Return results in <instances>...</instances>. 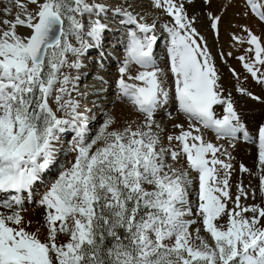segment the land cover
Masks as SVG:
<instances>
[{
	"label": "snow or ice",
	"instance_id": "1",
	"mask_svg": "<svg viewBox=\"0 0 264 264\" xmlns=\"http://www.w3.org/2000/svg\"><path fill=\"white\" fill-rule=\"evenodd\" d=\"M201 2L16 0L0 21V264H264V114L250 131L233 96L264 105V0ZM229 7L242 72L204 35L219 48ZM240 141L255 170L234 178Z\"/></svg>",
	"mask_w": 264,
	"mask_h": 264
},
{
	"label": "bare ground",
	"instance_id": "2",
	"mask_svg": "<svg viewBox=\"0 0 264 264\" xmlns=\"http://www.w3.org/2000/svg\"><path fill=\"white\" fill-rule=\"evenodd\" d=\"M10 1H12V0H10ZM143 2L145 4V0H143ZM224 2H225V0H213V8H212V10L213 11H219L220 7L224 4ZM15 3H16V0H13V5H15ZM20 3H27V0H20ZM234 3L237 4V5L242 4L243 0H234ZM27 6H28L29 10H31L32 7H33L30 4H28ZM195 7H196L197 10H199L202 7L201 0H196ZM15 8H13V9L15 10L14 12L16 14L18 9H17V7H15ZM241 10L242 9H240L239 7H229L227 9L226 15H225V17H224V19H223V21L221 23V31H220V37H219V48H217L215 45H213V41L215 40V37L210 35L208 32H204V35L209 40V44L212 45L213 55H216L219 50H223L225 52H227V51H232L233 52V57L229 58L228 63L232 67H234L237 70V72H242L243 69L239 65V62L237 60H235V58H234L235 55H237L238 53L231 46L230 33L235 31V30L231 29L229 27V20H233L234 14L237 11H241ZM189 12L191 14V12H192L191 8L189 9ZM2 15L0 14L1 20L4 19L2 17ZM233 22L244 23L246 21L233 20ZM197 27L200 28L201 31H203V28H204L203 17H201V23L198 24ZM252 27H253L254 33L259 35V30L257 29V27H256V25L254 23H253ZM18 31L24 32L25 30L22 27L18 26ZM217 67L220 69V72L222 74V77H223L222 82L225 84L226 87L232 88L235 85L236 82L230 76V74L227 72V68L219 61V59H217ZM108 71L112 75H114V73L116 71L115 61H113V63L109 66ZM111 78L112 77L110 76L109 79H111ZM246 83L248 84L250 90L253 91L254 94H257V95L260 94V89L258 88V86L255 85V83L253 81H251L249 79V81H247ZM233 96H234V98L237 101V107L240 108V110L243 113V117L245 119L246 124L249 127V130L252 131L254 126L260 121V118H261L260 115L264 114V105H261L258 102H253L250 99H242V98L239 97L238 94H236L234 92V90H233ZM121 114H122V106L118 105L117 106V110H116V115H117L118 119L120 118ZM230 151L232 153V156H234L236 158L243 157V155H245V157H244L245 160H243L242 162L246 163L245 165H246L247 168L255 170L254 169V160H255L256 153H255V148L254 147H252L250 145H247L243 141H240V142H238L236 144V146L233 149H230ZM233 164H234V161H233ZM234 166H237L236 163L234 164ZM238 169L239 168L236 167V172L233 173L234 178H238V176H239ZM244 182L245 183L248 182L247 174H244ZM253 183L255 184V183H257V181L255 179H253ZM29 212H30V214L27 215V216H32L33 215L32 210L29 211Z\"/></svg>",
	"mask_w": 264,
	"mask_h": 264
},
{
	"label": "rangeland",
	"instance_id": "3",
	"mask_svg": "<svg viewBox=\"0 0 264 264\" xmlns=\"http://www.w3.org/2000/svg\"><path fill=\"white\" fill-rule=\"evenodd\" d=\"M5 3V4H4ZM12 3V4H11ZM145 4L147 5V0H145ZM2 5V6H1ZM16 7V3H15V5H13V0L12 1H10V0H0V14L2 15V17L5 19L6 17H7V19H13L14 17H15V10L13 9V8H15ZM3 8V9H2ZM5 8H9L10 9V14H6L5 13ZM16 9V8H15ZM14 14V15H13ZM9 19V20H10ZM0 21H2L1 20V17H0ZM115 74V73H114ZM114 76V75H113ZM93 83V79L90 81V82H88V83H86V84H92ZM217 112H218V114H220V115H222V110L221 109H217ZM262 115V114H261ZM260 115V116H261ZM245 120V119H244ZM66 139H69V137H66ZM234 157V156H233ZM245 155H243V157H239V158H236V157H234L235 159L233 160L234 161V164L236 163V165L237 166H235V168L236 167H238L239 168V165L240 164H243L245 167H246V163L245 162H242L243 160H245ZM71 157H69V159H70ZM244 158V159H243ZM239 162V163H238ZM55 175H56V173H50L47 177H46V179H54L55 178ZM252 202V201H251ZM250 201H249V203H251ZM25 207H27L28 209H29V211H31L32 210V206L31 205H28L27 203L25 204ZM27 212V213H25V215L27 216V215H29L30 214V212ZM32 214V213H31Z\"/></svg>",
	"mask_w": 264,
	"mask_h": 264
}]
</instances>
